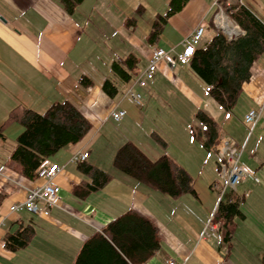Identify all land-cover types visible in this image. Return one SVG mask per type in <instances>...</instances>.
<instances>
[{
	"label": "crops",
	"instance_id": "obj_1",
	"mask_svg": "<svg viewBox=\"0 0 264 264\" xmlns=\"http://www.w3.org/2000/svg\"><path fill=\"white\" fill-rule=\"evenodd\" d=\"M236 1L264 22V0ZM169 2L83 0L70 14L61 0H0V264H75L84 242L130 209L159 229L160 249L143 264H165L169 258L177 264H264V54L253 64L237 105L225 110L189 65L176 59L184 39L199 25L209 35L203 43L212 37L209 25L218 11L216 0H189L151 43L153 23ZM154 47L169 51L176 62H160L155 77L140 87L135 80L148 66ZM129 54L139 59L136 75L110 97L102 83L113 75L112 62ZM82 75L93 85L82 86ZM131 86L143 94L144 106L124 98ZM64 100L76 105L92 128L80 142L49 158L61 167L54 179L60 186L59 201L49 215L13 212L11 205L24 201L45 180L24 176L12 160L24 126L10 115L25 108L45 112ZM183 106L190 112L186 125ZM116 109L126 112L119 122L111 116ZM251 109H263L255 125L245 121ZM199 110L217 121L221 140L230 138L242 150L241 160L258 181L245 177L235 189L222 191L219 144L207 150L192 132L199 126ZM126 141L152 159L171 157L193 177L195 194L171 197L116 168V151ZM85 152L89 156L83 162L113 176L102 189L81 196L73 188L90 176L80 170L81 162L71 159ZM236 199L241 216L234 219L233 234L226 240L215 212L221 200ZM212 218L216 235L208 227ZM26 225L35 230L30 243L17 251L7 249L6 234Z\"/></svg>",
	"mask_w": 264,
	"mask_h": 264
},
{
	"label": "trees",
	"instance_id": "obj_2",
	"mask_svg": "<svg viewBox=\"0 0 264 264\" xmlns=\"http://www.w3.org/2000/svg\"><path fill=\"white\" fill-rule=\"evenodd\" d=\"M65 10L72 14L83 0H61ZM189 0H170L164 14L158 15L148 35L149 42L156 41L169 17L181 11ZM225 13L244 33L234 37L219 30L212 21V37L200 45L189 62V67L206 85L210 96L225 110L231 111L238 103L242 87L251 77L253 64L264 54V22L245 4L218 0ZM139 59L134 54L112 62V77L102 83L103 91L115 97L120 85L130 82L136 75ZM82 86L89 88L93 80L82 75ZM199 126L192 130L194 137L210 150L220 138L217 121L199 110ZM11 119L19 120L24 130L17 138L12 160L21 173L34 179L40 164L57 154L67 145L80 142L92 128L90 120L69 100L54 103L45 112L25 108L21 114L15 110ZM114 165L124 174L144 182L171 197L195 194L193 177L168 155L150 158L133 141L124 142L116 151ZM89 181L75 185L74 193L86 196L102 189L112 179V173L87 162L79 163ZM1 199V197H0ZM241 216L239 200H221L215 212L221 223L225 239L230 240L234 219ZM35 234L31 225L8 232L7 249L17 251L26 247ZM160 249L159 229L148 217L130 209L111 220L102 231L94 233L82 245L75 264H143Z\"/></svg>",
	"mask_w": 264,
	"mask_h": 264
},
{
	"label": "built area",
	"instance_id": "obj_3",
	"mask_svg": "<svg viewBox=\"0 0 264 264\" xmlns=\"http://www.w3.org/2000/svg\"><path fill=\"white\" fill-rule=\"evenodd\" d=\"M216 4L218 5V11L214 16V23L216 26L222 31H225L228 38H234L243 34L244 31L240 27H233L236 28L234 33L227 31L223 22H221L222 20L220 21V17L225 16L221 14L222 8L220 7L218 0H216ZM227 22L229 21L227 20ZM205 32V26L199 25L189 37L184 39L183 50L177 54L176 59L178 62L181 64H189L198 47L203 44L202 42ZM176 59L169 53V51L161 47H154L152 49L148 66L136 78L135 84L140 87H145L148 82L155 77L160 62H164L168 66H173ZM124 98L139 106H144L145 104L143 94L136 91L133 86L125 91ZM262 113L263 109H251L245 115L246 123L255 125L261 118ZM125 115L126 112L122 109H116L111 113L112 118L118 122L121 121ZM241 153L242 150L237 147L232 139L225 138L219 142L217 154L219 157L220 180L222 181L223 192L227 188L235 189L245 177H250L254 179V181H258L255 171L241 160ZM88 156V152L76 153L71 160L79 163L86 160ZM60 171L61 167L59 164L49 159H45L37 169V176L44 179L45 183L41 186L30 189L24 201L11 205V211H28L31 213L49 215L50 209L57 205L60 198V186L54 182L56 175ZM213 220L214 219L212 218L208 223V227L210 226L211 229L210 235H216V231L212 230L214 227H217L214 226L216 224L213 223ZM165 264L177 263L174 259L169 258L165 261Z\"/></svg>",
	"mask_w": 264,
	"mask_h": 264
},
{
	"label": "rangeland",
	"instance_id": "obj_4",
	"mask_svg": "<svg viewBox=\"0 0 264 264\" xmlns=\"http://www.w3.org/2000/svg\"><path fill=\"white\" fill-rule=\"evenodd\" d=\"M230 3H232L231 2V0H230ZM233 3H236V0H234V2ZM220 7L222 8V6L220 5ZM220 12V11H219ZM221 14H223L226 18L225 19H227L229 22H227V24L228 25H230V26H232V28L233 27H239L233 20H231V18L225 13V11H224V9L222 8V11H221ZM230 23V24H229ZM215 24V23H214ZM215 26H216V24H215ZM217 27V26H216ZM219 30H221L219 27H217ZM234 29H236V28H234ZM222 31V30H221ZM222 32H224L225 33V31H222ZM209 38V35L206 33L205 35H204V38H203V42H204V39H208ZM202 42V43H203ZM183 108V110H184V113H185V115L183 116L184 117V120H183V124L184 125H186L185 123H186V121H189L190 120V112H188V111H185L186 110V107H182ZM244 109V108H243ZM236 111H238L239 112V110H238V108H236ZM186 128H187V126H186ZM188 129V128H187ZM113 141L115 140V138L114 139H112ZM144 146H146V147H148L149 145H148V143L147 144H144ZM105 150V149H104Z\"/></svg>",
	"mask_w": 264,
	"mask_h": 264
},
{
	"label": "bare ground",
	"instance_id": "obj_5",
	"mask_svg": "<svg viewBox=\"0 0 264 264\" xmlns=\"http://www.w3.org/2000/svg\"><path fill=\"white\" fill-rule=\"evenodd\" d=\"M220 21L223 22L224 27L227 29L228 32L234 33L236 31V29L232 28V26L227 24V20L225 19V17H220Z\"/></svg>",
	"mask_w": 264,
	"mask_h": 264
}]
</instances>
